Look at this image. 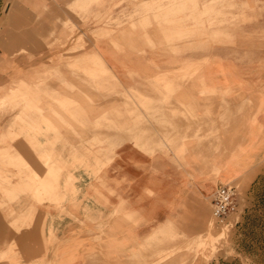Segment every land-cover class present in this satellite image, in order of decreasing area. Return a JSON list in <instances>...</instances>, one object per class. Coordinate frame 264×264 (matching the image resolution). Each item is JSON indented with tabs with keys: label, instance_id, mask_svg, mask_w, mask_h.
<instances>
[{
	"label": "rangeland",
	"instance_id": "374dc122",
	"mask_svg": "<svg viewBox=\"0 0 264 264\" xmlns=\"http://www.w3.org/2000/svg\"><path fill=\"white\" fill-rule=\"evenodd\" d=\"M148 1L150 7H144L142 0H42L43 20L49 21L50 29L45 32L42 64L35 74L39 77L37 89H43V95H35L31 87L28 92L27 87L0 85V216L11 228L0 224V264H19L14 234L20 226L39 219L41 209L40 218L49 227L65 215L73 217L71 212L82 201L84 170L95 176L102 168L82 165L84 158L94 159L100 152L82 148V130L87 127L83 107L87 108L85 113L89 110L91 114L90 145L98 142V134L93 130L115 127L114 118L102 116L105 109L101 112L99 108V93L114 92V84L107 83L110 76L97 53L98 43L141 55L166 48L172 55L181 54L186 61L198 62V68L206 62L225 61L235 63L240 71L264 75V0H184L187 7L168 13H184L179 25L187 26L186 33H118L127 28L153 30L175 25L167 21L158 23L157 16L134 22L136 15L171 0ZM196 2L198 10L194 9ZM159 7L155 5L156 11ZM164 13L167 12L160 11L159 15ZM84 50L88 52L82 53ZM84 78L87 92L90 89L87 102L82 99ZM52 88L59 91V96L45 92ZM68 93L71 96H66ZM124 97L127 99L125 94ZM227 97L226 92H221L215 101L204 96L198 101V118L186 113L182 120L188 124L170 125L171 135L165 140L198 141V173L207 178L212 158L226 152H245L239 174L226 181L236 186L234 210L217 222L210 216L209 198L203 203L198 200V228L178 229L172 222L166 236L147 238L134 255H128L119 264H264V148L257 149L261 140L254 144L242 140L228 142L232 137L239 139L236 123L234 127L233 124L241 117L243 106L240 102L237 107ZM19 112L41 117L36 124L29 122L25 132V120L18 116ZM32 118L28 119L34 121L35 117ZM145 122L140 118V128L145 127ZM67 129L76 131V148L52 149L56 143L68 145L57 132ZM231 130L236 133L230 134ZM47 133H51L53 140L36 144L29 138L36 134L46 137ZM139 133V140L148 136L146 131ZM20 137L31 150L20 151L13 144ZM25 156L35 158L38 171ZM198 235L197 241L187 243Z\"/></svg>",
	"mask_w": 264,
	"mask_h": 264
},
{
	"label": "crops",
	"instance_id": "0c3cea01",
	"mask_svg": "<svg viewBox=\"0 0 264 264\" xmlns=\"http://www.w3.org/2000/svg\"><path fill=\"white\" fill-rule=\"evenodd\" d=\"M183 1L155 4L161 5L158 11L154 5L133 20L149 21L157 16L158 23L173 22V27L127 28L118 33H186L187 26L179 25L184 13H168L187 7ZM142 2L144 7L152 5L148 0ZM42 4V0H0V85L4 88L18 85L27 87L29 92L31 87L35 95H43V89L38 90L39 77L35 70L42 62L40 56L44 52L45 32L50 29V23L43 20ZM194 4V9L198 10V2ZM140 6L141 3L137 4L138 10ZM120 7L125 5L121 3ZM160 11L167 13L159 15ZM52 15L50 11V17ZM165 49L148 50L141 55L126 48L118 51L98 43L97 53L110 76L107 83L114 84V92L99 93V108L101 112L105 109L106 114L102 116L114 118L112 127H115L93 130L99 137H96L98 142L90 145L91 114L89 110L85 113L87 108L83 107L87 127L82 130V148L100 152L94 159L84 158L82 165L102 168L95 176L84 170L82 201L71 212L73 217L65 215L49 227L40 218L41 209L39 219L18 228L14 235L19 264H119L128 255H134L136 248L147 238L166 236L167 226L172 222L178 229L198 228V200L203 203L206 197L210 199L218 183L234 179L241 170L245 153L226 152L219 158H212L208 163L210 178H207L198 173V141L165 140L171 135L170 125L188 124L182 120L184 115L198 118V101L204 96L215 101L221 92H226L227 100L236 103L237 107L242 102L241 117L233 124L234 127L236 123L239 139L232 137L228 142L235 144L242 140L254 144L261 140L257 149L264 148V75L240 71L238 65L225 61L206 62L198 68V62L186 61L181 54L175 56L170 49ZM85 52L88 51L82 53ZM189 70L193 72L187 74ZM85 85L84 78L82 99L87 102L90 89L88 87L87 92ZM105 86L108 89V84ZM209 91L212 94L207 93ZM45 92L59 96L57 89ZM18 116L25 120V132L29 122L36 124V119L41 117L27 112L24 115L19 112ZM32 117H35L34 121L28 119ZM140 118L146 120L145 127L140 128ZM140 131H146L145 140H139ZM57 132L68 145L56 143L52 149L76 148L75 130ZM46 135L36 134L29 138L36 144L53 140L51 133ZM136 136L138 140H135ZM13 144L20 151L32 149L21 137ZM210 147L213 149V145ZM30 156H25L26 161L38 171L39 163L35 158H28ZM0 224L10 228L1 216ZM198 239L199 235L187 243Z\"/></svg>",
	"mask_w": 264,
	"mask_h": 264
},
{
	"label": "built area",
	"instance_id": "2783aa9c",
	"mask_svg": "<svg viewBox=\"0 0 264 264\" xmlns=\"http://www.w3.org/2000/svg\"><path fill=\"white\" fill-rule=\"evenodd\" d=\"M235 189L233 183H219L210 194V216L217 222L223 221L235 208Z\"/></svg>",
	"mask_w": 264,
	"mask_h": 264
}]
</instances>
